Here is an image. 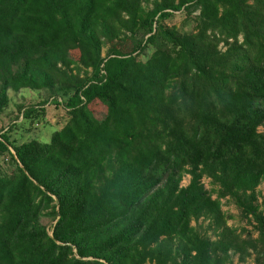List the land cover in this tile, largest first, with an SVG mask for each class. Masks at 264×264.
I'll use <instances>...</instances> for the list:
<instances>
[{"label": "trees", "instance_id": "trees-1", "mask_svg": "<svg viewBox=\"0 0 264 264\" xmlns=\"http://www.w3.org/2000/svg\"><path fill=\"white\" fill-rule=\"evenodd\" d=\"M8 89L46 90L66 119L45 142L0 133V264H263L264 0H0V112Z\"/></svg>", "mask_w": 264, "mask_h": 264}, {"label": "rangeland", "instance_id": "rangeland-1", "mask_svg": "<svg viewBox=\"0 0 264 264\" xmlns=\"http://www.w3.org/2000/svg\"><path fill=\"white\" fill-rule=\"evenodd\" d=\"M182 21V15L178 12H173L172 16L165 20L167 25H175L176 27ZM123 38V37H121ZM120 38V39H121ZM122 42L127 43L128 40L122 39ZM218 47L222 50L224 47L222 43L218 44ZM103 50H101V55H103ZM149 51H144L142 55H139V59L143 60L147 57ZM77 59V52L72 51L66 55V60L72 63ZM69 68H72L71 65ZM87 72L89 69H85ZM69 72L75 73V70H70ZM87 72L80 70L76 72V77H82L83 74ZM85 74V75H86ZM8 103L7 106L0 112V133L6 132L8 139L11 143L18 144L20 142L27 141L31 138L38 139L39 141L45 142L48 140L50 133L58 129L66 119V113L61 106L55 107L50 101L51 94L46 90H31V89H19L18 91H13L11 89L7 90ZM46 98V103L41 106L40 102ZM28 105L35 106L38 110L40 107L44 109V114L38 115L37 118L32 119H21V110L19 107H26ZM93 105V104H92ZM91 106V105H90ZM91 112L93 116L97 119L102 118L104 114V107L100 103L91 106L87 113L90 115ZM258 131L264 133V123L257 128ZM188 182V176L184 175L181 179L180 184L186 185ZM202 183L205 189L210 188V184L207 178L202 179ZM264 195V184L260 182L256 187V204L258 211L264 214V204L261 202ZM212 198L214 195L211 196ZM220 208L222 212L226 215V226L239 231L243 236L244 231L249 232L252 238L257 237L252 225L253 222L250 219L241 218L239 215V210L231 202V200L224 198L220 200ZM40 223L45 225L46 228L52 225L53 221L49 218H40ZM190 225L195 227L202 233H205L209 239L214 240L215 236L210 229H207V221L204 219H197V221L191 220ZM243 230V231H241ZM254 254L250 249L246 250V253L241 256V253L234 250L233 248L226 251V257L221 264H252ZM147 264V263H146ZM264 264V258H263Z\"/></svg>", "mask_w": 264, "mask_h": 264}, {"label": "water", "instance_id": "water-1", "mask_svg": "<svg viewBox=\"0 0 264 264\" xmlns=\"http://www.w3.org/2000/svg\"><path fill=\"white\" fill-rule=\"evenodd\" d=\"M54 202L56 203V199H54Z\"/></svg>", "mask_w": 264, "mask_h": 264}]
</instances>
